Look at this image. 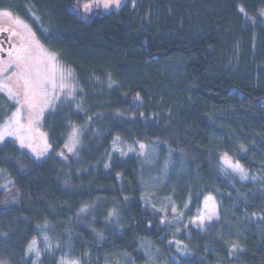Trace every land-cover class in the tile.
<instances>
[{"label":"trees","instance_id":"16d2710c","mask_svg":"<svg viewBox=\"0 0 264 264\" xmlns=\"http://www.w3.org/2000/svg\"><path fill=\"white\" fill-rule=\"evenodd\" d=\"M83 3L0 0L79 82L45 117V160L0 147V264H61L69 252L79 264H147L142 241L175 264H264V0H129L109 14ZM15 108L0 93V124ZM117 139L183 160L178 210L211 195L219 219L170 230L143 203L141 159L114 151Z\"/></svg>","mask_w":264,"mask_h":264},{"label":"rangeland","instance_id":"374dc122","mask_svg":"<svg viewBox=\"0 0 264 264\" xmlns=\"http://www.w3.org/2000/svg\"><path fill=\"white\" fill-rule=\"evenodd\" d=\"M81 1L84 2L82 4L84 11L90 13L92 8L97 7L104 14L118 11L129 2V0ZM6 10L22 29L13 32L10 39L11 48H0V93L16 105L15 110L0 124V147L13 144L26 151L36 161L42 162L52 150L44 128L45 117L62 101L75 96L79 90L78 77L72 68L62 63L56 51L39 37L28 19L9 7ZM30 17L36 20L31 13ZM26 81H31V88L26 87ZM78 138L79 134L74 132L67 143V150H75ZM113 150L123 156L136 155L141 159L143 203L157 213L170 230L175 231L176 227L187 223L194 228L204 229L206 224L219 219L218 204L211 195H207L201 200L199 197L196 198L200 201L197 203L198 207L191 220L186 222L184 213L196 199L190 194L184 210H178L177 187L182 172H185V162L183 160L176 162L170 150H163L160 144H129L122 139L113 142ZM222 161L227 170L241 178H249L245 169L232 158L224 156ZM171 244L182 257L191 256L189 248L184 243L176 240ZM141 245L147 256V264H175L151 242L142 241ZM35 251L38 252L37 248ZM61 264L79 262L69 252L63 256ZM115 264L132 263L125 257Z\"/></svg>","mask_w":264,"mask_h":264},{"label":"flooded vegetation","instance_id":"af4514ba","mask_svg":"<svg viewBox=\"0 0 264 264\" xmlns=\"http://www.w3.org/2000/svg\"><path fill=\"white\" fill-rule=\"evenodd\" d=\"M6 9V7L0 6V48H11L12 44L10 39L13 32L17 29H22L11 18V15Z\"/></svg>","mask_w":264,"mask_h":264},{"label":"snow or ice","instance_id":"6c2138e0","mask_svg":"<svg viewBox=\"0 0 264 264\" xmlns=\"http://www.w3.org/2000/svg\"><path fill=\"white\" fill-rule=\"evenodd\" d=\"M26 87H29V88L32 87V83H31V81H26ZM26 94H27V93H26Z\"/></svg>","mask_w":264,"mask_h":264}]
</instances>
